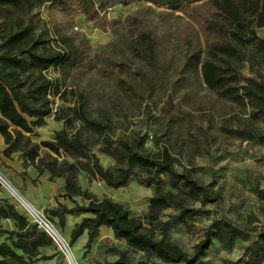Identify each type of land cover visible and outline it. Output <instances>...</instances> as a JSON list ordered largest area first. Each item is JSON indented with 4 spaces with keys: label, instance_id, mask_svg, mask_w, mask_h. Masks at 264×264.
I'll list each match as a JSON object with an SVG mask.
<instances>
[{
    "label": "rangeland",
    "instance_id": "1",
    "mask_svg": "<svg viewBox=\"0 0 264 264\" xmlns=\"http://www.w3.org/2000/svg\"><path fill=\"white\" fill-rule=\"evenodd\" d=\"M256 19L248 18L243 27L223 33L213 0L178 8L143 1L110 9L108 21L101 27L89 22L73 4L53 7L46 0L22 9L9 6L0 13V54L3 39L17 32L24 33L30 44L42 41L62 52L78 47L80 60L72 69L44 72L66 98L50 95L53 115L35 128L32 141L54 143L62 130L79 133L105 167H114L115 161L109 166L99 151L103 138L135 146L142 141L141 151L153 156L167 149L179 171H188L194 180L208 185L214 201L203 194H189L191 188L181 184V189L174 190L180 194L172 206L152 225L157 238L166 237L192 257L207 231L214 235L229 221L239 235L229 243L213 237L211 247L196 264H264V252L253 260L259 235H264V113L260 109L264 101L258 99L262 93L257 86H252V95L244 88L247 78L264 83V49L260 48L264 23L259 26ZM207 63L226 77L224 85L205 83L203 66ZM33 73L35 77L37 71ZM77 111H84L99 125L83 122ZM55 115L64 120H55ZM19 160L11 159L16 165ZM2 164L0 175L12 187L0 181L2 201L7 199L32 223L37 217L24 202L44 215L69 245L75 264L115 260L121 252L137 264H175L152 253L134 252L112 236L97 238L88 252L86 236L70 245L72 229L89 215H67L61 227L56 216L46 213L59 201L74 206L61 196L63 180L51 182L22 165L17 166L26 173L19 174ZM80 183L97 199L110 197L147 223L154 188L140 185L137 177L114 189L83 172ZM0 227L12 230L17 224L0 220ZM39 228L54 242L55 248L44 249V253L61 254L35 264H70L60 242L45 226ZM5 241L6 237H0V244Z\"/></svg>",
    "mask_w": 264,
    "mask_h": 264
},
{
    "label": "trees",
    "instance_id": "2",
    "mask_svg": "<svg viewBox=\"0 0 264 264\" xmlns=\"http://www.w3.org/2000/svg\"><path fill=\"white\" fill-rule=\"evenodd\" d=\"M46 0H0V13L9 6L19 9L31 6L34 2L44 3ZM53 7L68 4L77 6L88 21L103 27L108 21V12L116 7L128 8L143 1L157 7L178 8L180 5L193 6L206 0H50ZM222 21L220 31L230 33L234 26L243 27L242 22L248 18H257L259 26L264 23V0H213ZM22 32L13 33L3 39L0 54V135L4 138L6 147L0 151L4 158L20 154L24 168L32 167L39 175L48 172L50 181L61 179L64 182L61 196L70 200L73 208L58 203L54 209L46 213L56 216L59 225L63 227L66 216L89 215L75 225L70 234V245L77 242L85 233L88 252L100 236L101 227L110 228L114 237L123 240L134 252L152 253L162 260L175 264H196L198 259L211 247L212 238L222 243L232 242L239 231L229 221L224 223L216 234L207 231L205 237L195 246L194 256L182 251L166 237L157 238L152 225L159 220L160 214L172 206L178 194L174 190L181 189V184L191 188V195L203 194L205 199L214 201L209 196L208 185L194 180L188 171L181 172L176 167L173 155L163 149L158 156L141 151L142 141L138 145L130 142L117 144L109 138H103L101 153L115 161L114 167H105L95 151L84 141L79 133L69 134L67 130L56 133L55 142H45L41 145L32 141L35 128L47 117L53 115L50 95H61L59 88L44 74L53 68L66 72L79 63L81 52L78 47L71 46L65 52L45 46L42 41H26ZM264 49V40L261 41ZM37 71L36 76L34 73ZM31 73V75H29ZM204 81L211 87L222 86L226 77L219 74L218 68L207 63L203 66ZM245 90L252 95V86H257L264 101V83L253 78H247ZM255 96V95H254ZM264 113V105L260 106ZM79 112V119L92 125H99L90 120L84 111ZM55 120H64L55 115ZM66 124H69L66 123ZM101 127V126H100ZM86 172L92 178L99 179L108 187L119 189L127 186L137 177L140 185L154 188V194L149 198L145 223L141 217H135L123 204L110 197L97 199L94 194L84 190L80 183L81 173ZM165 175L168 179H165ZM168 185L170 190H166ZM183 192V190L179 191ZM3 186L0 183V196ZM184 194V193H183ZM188 193H186L187 195ZM80 198L83 203H78ZM0 220H12L16 229L0 227V237L6 241L0 244V264H35L39 261H49L57 255H47L44 249L55 248L49 235L40 230L38 223H32L21 214L7 199H1ZM241 232V231H240ZM243 234V233H242ZM260 242L253 251V260L257 261L264 252V235H259ZM97 264H137L125 253L121 252L115 260H105Z\"/></svg>",
    "mask_w": 264,
    "mask_h": 264
},
{
    "label": "crops",
    "instance_id": "3",
    "mask_svg": "<svg viewBox=\"0 0 264 264\" xmlns=\"http://www.w3.org/2000/svg\"><path fill=\"white\" fill-rule=\"evenodd\" d=\"M6 147V144H5V140H4V138L0 135V151H2L4 148ZM104 155V154H103ZM17 156V157H16ZM2 158V159H1ZM12 158H16L17 160L20 158V154H18V153H15V154H13L12 156H11V158H4L1 154H0V159H1V161H0V165L4 162L5 163V165H3L2 167H4V166H7V167H12V168H14L19 174H25L26 173V171H20L19 170V168H18V166H20V165H22V167H23V164H22V159L21 160H19L18 161V163H17V165L13 162V161H11V159ZM104 158H105V160H106V163L109 165V166H111L112 165V163L111 162H113V159L111 158V157H109V156H107V155H104ZM37 172V171H36ZM38 174V173H37ZM45 174V175H44ZM43 175H39V176H46V178L47 179H49L50 180V174L48 173V172H46V173H44ZM47 174V175H46ZM68 200V199H67ZM70 201V200H69ZM58 203H62V204H64V205H66L68 208H73L74 206H69V204L67 203V202H65V201H59V202H57V205H58ZM29 205H31V204H29ZM57 205L56 206H51V207H49V209H54V208H56L57 207ZM38 206V205H37ZM68 215H70V214H68ZM83 236H86V238H87V234L85 233ZM82 236V237H83ZM114 237V233H113V231L110 229V228H108V227H106V226H103V227H101V230H100V236H99V238H105V237ZM115 238V237H114Z\"/></svg>",
    "mask_w": 264,
    "mask_h": 264
},
{
    "label": "built area",
    "instance_id": "4",
    "mask_svg": "<svg viewBox=\"0 0 264 264\" xmlns=\"http://www.w3.org/2000/svg\"><path fill=\"white\" fill-rule=\"evenodd\" d=\"M0 181L1 182H3L4 184H6L7 186H9L10 188H12L10 185H9V183H8V181L4 178V177H2L1 175H0ZM0 182V183H1ZM24 202V201H23ZM30 206V205H29ZM31 207V206H30ZM33 212H34V214L36 215V217H37V221H36V223H38V225L39 226H45L46 227V230H47V232L49 233V234H51V236L55 239V240H57L56 238H55V236H54V234L56 235V236H59L58 234V232L55 230V228L53 227V226H51V224H50V222L45 218V216L44 215H40L37 211H35L32 207L30 208ZM60 237V236H59ZM61 239V238H60ZM58 241V240H57ZM61 241V243H62V245H63V249H64V251L66 252H70L71 254H72V252L70 251V248H69V245L67 244V245H65V243L63 242V240L61 239L60 240ZM73 255V254H72Z\"/></svg>",
    "mask_w": 264,
    "mask_h": 264
},
{
    "label": "water",
    "instance_id": "5",
    "mask_svg": "<svg viewBox=\"0 0 264 264\" xmlns=\"http://www.w3.org/2000/svg\"><path fill=\"white\" fill-rule=\"evenodd\" d=\"M24 203H26V202H24ZM26 205H27L29 208H31V207L29 206V204L26 203ZM65 253L68 255V258H69L70 264H75V259H74L73 255H72L70 252H67V251H66Z\"/></svg>",
    "mask_w": 264,
    "mask_h": 264
},
{
    "label": "bare ground",
    "instance_id": "6",
    "mask_svg": "<svg viewBox=\"0 0 264 264\" xmlns=\"http://www.w3.org/2000/svg\"><path fill=\"white\" fill-rule=\"evenodd\" d=\"M26 204V203H25ZM27 206V205H26ZM29 208V207H28ZM30 209V208H29ZM31 210V209H30ZM32 211V210H31ZM33 212V211H32ZM59 236H60V234H58ZM54 236H55V238L58 240V242H60V244L62 245V243H61V239L63 240V242L65 243V245H67V242L64 240V238L62 237V236H56L55 234H54ZM61 238V239H60ZM63 246V245H62ZM71 251V250H70Z\"/></svg>",
    "mask_w": 264,
    "mask_h": 264
}]
</instances>
